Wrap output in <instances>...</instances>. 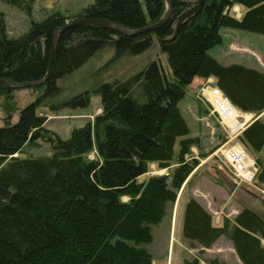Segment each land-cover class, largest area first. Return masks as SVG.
<instances>
[{
	"label": "trees",
	"instance_id": "obj_1",
	"mask_svg": "<svg viewBox=\"0 0 264 264\" xmlns=\"http://www.w3.org/2000/svg\"><path fill=\"white\" fill-rule=\"evenodd\" d=\"M31 15L34 0H2ZM199 1V9L180 23L179 17ZM169 20L155 31L121 34L98 25L63 30L57 40L47 80L29 88L33 100L18 110V119L0 127V264H152L140 245L150 240L143 225L159 220L165 202L175 193L166 176L138 178L155 164L174 171L178 189L193 167L182 164L191 148L200 149L178 102L195 77L212 78L237 109L264 111V72L233 63L220 64L208 50L221 43V28L264 35V0H170ZM94 0L74 20L105 19L136 30L156 23L165 0ZM234 4L245 11L236 18ZM65 17L51 13L18 37L6 32L0 11V79L23 83L41 80L48 67L54 31ZM166 54L172 78L152 61L127 79L99 83L91 90L60 100L58 81L100 52L111 50V61L136 56L152 44ZM98 54V55H97ZM16 89L0 85V98L13 101ZM100 97L101 111L93 122L74 128L61 139L45 127L47 116L63 108H86L91 95ZM49 143L51 155L18 156L24 147ZM252 155L264 148V121L253 120L237 137ZM94 153L92 158L89 154ZM256 184L264 185V167L255 158ZM127 197L128 202L122 201ZM182 235L192 245L210 247L228 238L242 264H264V217L242 207L215 225L212 215L193 197L184 206ZM212 264H226L213 260Z\"/></svg>",
	"mask_w": 264,
	"mask_h": 264
},
{
	"label": "rangeland",
	"instance_id": "obj_2",
	"mask_svg": "<svg viewBox=\"0 0 264 264\" xmlns=\"http://www.w3.org/2000/svg\"><path fill=\"white\" fill-rule=\"evenodd\" d=\"M93 2L94 0H34L32 13L27 15L23 10L9 6L0 0V11L5 16L7 34L10 37H18L28 30L32 21L39 22L46 15L59 13L65 17V23L70 22ZM140 2L144 7L143 0ZM239 31L246 37H243L240 42H246L250 46L249 50L256 52L247 51L245 55L254 59L259 64L256 65L263 70L264 35L244 30ZM224 47L225 44L221 42L211 47L208 53L214 57L220 51L223 53ZM98 54L79 69L58 81V84L63 88L58 97L59 101L91 90L102 82L127 79L144 69L152 61L161 65L168 79L172 78L166 54L161 52L159 42L154 35L151 46L139 55L126 56L118 61H111L113 56L111 50ZM235 60L234 57L220 58L223 65L227 62H237ZM256 65L254 64V66ZM195 91L194 88L187 90L184 97L178 102V107L190 127L191 135L197 137L200 143V149L192 147L191 153L185 155L182 162V164L191 165L194 169L181 187L174 189V185L170 183L171 178L175 169L181 164L176 163L177 146H175V160L168 170L166 168L158 170L154 166L149 168L150 172L146 177H150L149 175L166 176V189L173 191L175 197L165 202L161 212L163 215L159 220L143 225L148 229L151 237L148 242L140 243V245H143L151 254L152 264H212L213 260L226 264H242L231 241L225 236H220L210 247L204 248L197 244L192 245L182 235L184 206L190 197L197 198L196 200L203 207L206 205L204 201L208 202L207 208H204L212 215L215 225L221 223V219L225 217V211L228 209V206H223V200L228 201L231 198L234 199V202H231L228 214L235 215V207L246 206L264 217V185L256 184L255 179L251 182L235 179L231 168L222 159V150L232 142L239 141L227 137L224 126L210 112L208 105L197 98ZM30 94L34 95L35 93L29 88L16 89L13 92V101H8L4 97L0 98V127L4 125L5 121L11 123L17 121L18 110L30 102L28 101ZM100 107V97L92 94L90 105L86 108H63L56 112L44 108L41 112L47 116L45 127L61 139H68L74 128L80 127L86 122H93L94 116L101 111ZM8 116H11L10 120L7 118ZM259 119L264 121V115ZM38 143V147H24L18 156L32 158L51 155L48 142L40 139ZM248 155L253 161L256 157L260 158L264 167V148L255 155L248 151ZM93 156L94 153H91L88 157L92 158ZM250 158H247L249 161L247 165L252 161ZM128 200L127 197L122 198L124 202H128ZM235 216L227 217L232 219Z\"/></svg>",
	"mask_w": 264,
	"mask_h": 264
},
{
	"label": "built area",
	"instance_id": "obj_3",
	"mask_svg": "<svg viewBox=\"0 0 264 264\" xmlns=\"http://www.w3.org/2000/svg\"><path fill=\"white\" fill-rule=\"evenodd\" d=\"M233 16L239 17L238 8L231 9ZM197 98L204 101L218 122L226 129L227 137L237 139L238 135L250 124L252 120L258 119L254 114L241 112L234 107L224 93L215 84L212 78L203 79L200 83ZM246 115H250L246 118ZM249 158L248 151L239 143L229 144L222 150L223 161L231 168L232 174L237 181L251 182L255 179L257 167L252 160L247 166L245 163ZM246 170V173L244 171Z\"/></svg>",
	"mask_w": 264,
	"mask_h": 264
},
{
	"label": "water",
	"instance_id": "obj_4",
	"mask_svg": "<svg viewBox=\"0 0 264 264\" xmlns=\"http://www.w3.org/2000/svg\"><path fill=\"white\" fill-rule=\"evenodd\" d=\"M165 4H166L165 13L156 23L148 25V26L140 28V29H136V30L127 29L126 27H124L120 24H117L115 22L109 21V20L96 19V18H90V17H83V18H79L76 20H72L70 22H66L63 26L57 28L53 33V40H52V45H51L50 54H49L47 72L41 80L17 83V82H11V81H7L4 79H0V85L6 86V87L12 88V89H26V88H33L35 86L43 84L47 80V78L49 77L50 72H51V65L53 62V57H54V53H55V48H56L58 36L63 30H65L67 28H71V27H75V26H79V25L90 24V25L103 26V27L112 29L116 32H119L121 34H125V35H131V34H135V33H139V32H146V31H155L160 26L165 24L171 16L172 5H171L170 0H165ZM199 4L200 3L198 1L193 7H191L187 11H185L179 17L178 22L180 23L184 18L191 16L195 11H197L199 9ZM253 116H256V115L254 114ZM7 118L10 120L11 116H8ZM10 124H11L10 121L4 122V125H10ZM255 166L258 168L257 164H255Z\"/></svg>",
	"mask_w": 264,
	"mask_h": 264
},
{
	"label": "crops",
	"instance_id": "obj_5",
	"mask_svg": "<svg viewBox=\"0 0 264 264\" xmlns=\"http://www.w3.org/2000/svg\"><path fill=\"white\" fill-rule=\"evenodd\" d=\"M232 7H236V8H238V10H239V13H240V15L245 11V8L243 7V6H241V5H238V4H234ZM236 17V16H235ZM240 17V16H239ZM239 17H236V18H239ZM220 34H221V36H222V41L221 42H223V44H225V47H224V51H223V53H221V51H220V53H218L216 56H214V58H216L217 59V61L220 63V64H222L223 65V62H220V58L222 57V58H224V59H230L231 57H234L236 60L235 61H237V62H227V63H224V65H229V64H233V63H238V64H241L242 63V65L244 64V66H247V67H251V68H255V69H258V70H260V71H263L261 68H260V66L258 67L257 65H259V64H257L256 63V61L254 60V59H252L251 57H247L246 55H245V53L247 52V51H249L250 53H256L254 50H249L250 48V46L249 45H247L246 44V42L245 43H243V42H240L242 39H243V37L244 38H246L245 37V35H243L239 30H235V29H231V28H221L220 29ZM246 56V57H245ZM231 61V60H230ZM240 61V62H239ZM254 64L256 65V66H254ZM262 67L264 68V64L262 63ZM264 72V71H263ZM202 80H203V78H199V77H195L194 79H193V81H192V83L187 87V90H189V89H191V88H194L196 91H195V93L198 91V88H199V86H200V83L202 82ZM214 80V79H213ZM34 96H35V94L34 95H31L30 94V98H29V100L28 101H31V100H33V98H34ZM182 112V111H181ZM251 114H253V113H251ZM264 115V113H262L260 116H257V118H261L262 116ZM151 166H154V167H156V165L155 164H151L150 165V167ZM167 170H168V168H166ZM170 169V168H169ZM163 170H165V169H163ZM149 172H150V170L147 172V173H145V174H143V175H141L139 178H138V181L139 182H146V180L148 179V178H150V177H152V175H149L150 177H146V176H148V174H149ZM154 176V175H153ZM157 176H160V175H157ZM140 178H141V181H140ZM143 178V179H142ZM197 199V198H196ZM231 202H234V199H229L228 201L227 200H223V206H228V209H226V211H225V217H227V216H235V215H237L238 214V212L241 210V206H237V207H235L236 209H235V215H230V214H228L227 212H228V210L230 209V204H231ZM204 203L206 204H204L205 206L204 207H206L207 208V204H208V202H205L204 201ZM234 204V203H233Z\"/></svg>",
	"mask_w": 264,
	"mask_h": 264
},
{
	"label": "bare ground",
	"instance_id": "obj_6",
	"mask_svg": "<svg viewBox=\"0 0 264 264\" xmlns=\"http://www.w3.org/2000/svg\"><path fill=\"white\" fill-rule=\"evenodd\" d=\"M232 8H234V7H232ZM231 8V9H232ZM231 9H230V12H231ZM250 115H246V118H248ZM250 158V157H249ZM251 159V158H250ZM252 160V159H251ZM249 161L247 160V162L245 163V165H247V163H248ZM252 162V161H251ZM244 173H246V170L244 171Z\"/></svg>",
	"mask_w": 264,
	"mask_h": 264
}]
</instances>
